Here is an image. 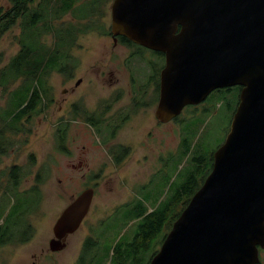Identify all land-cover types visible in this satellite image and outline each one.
Here are the masks:
<instances>
[{"label": "rangeland", "instance_id": "rangeland-1", "mask_svg": "<svg viewBox=\"0 0 264 264\" xmlns=\"http://www.w3.org/2000/svg\"><path fill=\"white\" fill-rule=\"evenodd\" d=\"M84 1L89 0H81L78 4ZM108 1L109 4L105 5L103 11L104 16L97 18L105 30L111 27L112 0ZM45 2L46 0H35L32 6H37L42 13L45 11ZM7 6L9 0H0L2 11ZM51 15L48 21L51 20ZM72 16L68 13L55 23L67 24L74 20ZM21 31L20 23L17 22L0 38V68L20 50ZM40 39L47 44L54 42V36L50 32L43 34ZM124 51L123 47L113 48L111 38L106 35L94 31L80 34L78 46L74 48V53L82 57L77 75L82 74L81 70L88 65L87 60L91 64L109 63L110 66L113 52L123 54ZM61 62L63 61L58 63L57 68ZM161 64L162 59L155 55L154 66L160 67ZM140 67L144 68V64ZM148 70L147 66L144 73H148ZM118 77L121 79L120 87L124 89L123 92H130L127 74ZM44 79L43 85L36 84L41 92L45 89L43 96L46 99L37 108L39 113L29 119L23 118L17 124L21 126L20 130L7 128L3 116H12L15 112L12 110L16 108L19 98L25 95L30 82L20 78L12 85L9 94L0 88V148H5L4 153L0 152V191H6L8 173L13 165H21L24 169L18 191L7 193L9 206L6 204L4 211L8 208L10 212L13 208L21 218L28 214L35 228V235L25 244L0 248V264H79L78 259L88 237L94 239L99 250L89 251L86 258L91 257L96 264H100L102 260L103 264L105 261L110 262L115 246L120 243L125 245L139 231V225L144 220L138 216L139 213H150L163 207L176 189L192 173H197L200 165L201 174L206 172L212 153L226 139L241 91L240 86L216 89L203 102L186 106L174 120L161 123L155 115L158 95L151 85L149 113L146 115L144 111L139 114L115 139L132 147L130 155L122 163L116 164L106 148L82 147L84 143H91L89 130L85 126L81 127L80 133L76 128H70L67 141L66 138L61 139L62 132L59 129L65 126L71 84L66 75L57 71L51 72ZM80 88L85 92L90 85L86 89L82 83ZM107 91V87L98 85L95 91L88 92L106 94ZM96 98L91 95L88 101H95ZM16 122L12 119L9 124L14 125ZM68 146L72 149V154L68 153ZM202 158L204 161L199 163L197 159ZM98 173L101 175L96 177L95 174ZM37 174L45 179L40 184L37 182ZM201 174H197L198 182L204 175ZM36 184L40 189L31 191ZM86 188L95 189L88 215L80 228L69 235L65 248L50 251L49 242L54 237L55 221L64 208ZM34 195L38 197L37 201L33 200ZM185 199L186 196L173 209L171 217L161 225L148 248L138 253L143 263L150 261L159 251L174 215L180 212ZM16 217L19 218L18 215ZM260 257L261 264H264V250Z\"/></svg>", "mask_w": 264, "mask_h": 264}, {"label": "water", "instance_id": "water-1", "mask_svg": "<svg viewBox=\"0 0 264 264\" xmlns=\"http://www.w3.org/2000/svg\"><path fill=\"white\" fill-rule=\"evenodd\" d=\"M112 29L165 54L156 118L167 123L216 89L240 86L213 167L148 264H259L264 248V0H114ZM94 188L53 225L66 247L90 211Z\"/></svg>", "mask_w": 264, "mask_h": 264}, {"label": "trees", "instance_id": "trees-1", "mask_svg": "<svg viewBox=\"0 0 264 264\" xmlns=\"http://www.w3.org/2000/svg\"><path fill=\"white\" fill-rule=\"evenodd\" d=\"M45 1V0H41ZM81 0H46L45 11L40 13L38 7L32 6L34 0H10V8L7 10L0 9V38L17 22L21 26V35L19 42L21 44L20 50L10 59V61L0 68V88L6 93H10V89L14 83L20 78L29 81L28 89L23 97L19 98L16 104L15 111L12 116L4 117L6 127L12 130H20L21 126H18L23 118H30L34 114L39 113L40 110L37 108L43 104L46 99L43 96V92L39 89L38 85L40 83L43 85L44 81L51 72L60 71L65 73L66 65L68 61V53L72 46L76 44L78 37L81 32L92 31L96 25L95 14L97 1L102 0H89L84 1L81 4L78 2ZM72 14L75 21H70L69 23L56 24L57 19L62 18L66 14ZM51 15V20L47 19ZM95 14V15H94ZM81 24L82 26H79ZM52 33L54 36V42L52 44L44 43L40 37L45 33ZM158 57L162 59V65L164 64V53L158 52ZM60 61V66H56ZM37 82V84H36ZM33 89H32V88ZM226 89H231L227 87ZM46 96V95H45ZM15 100V99H14ZM17 121L16 124L10 125V120ZM2 132V131H1ZM62 132L61 139L66 138V129H59ZM0 144H2L0 142ZM0 152L4 153L5 148H0ZM213 154L210 158V166L205 173L201 174V167L199 166L197 173H192L187 181L173 193L172 198L163 207L154 210L150 213L141 212L139 217L144 220L139 225V231L134 235V237L127 241L125 245L118 244L114 248V254L110 262L105 261L104 264H148L143 263L141 257L138 253L142 249H147L151 239L159 231L161 225L165 220L172 215L173 209H175L181 202L186 199L183 203L182 209L176 215H174L175 221L181 212L188 205L194 193L201 187L205 178L210 173L213 167ZM35 158L34 155H31ZM199 163H202L204 159H197ZM23 167L21 165L15 164L11 167L8 175V184L6 186V192L18 191V188L23 180ZM197 174H201V181L198 182ZM37 182L40 184L44 181V177L41 174L36 175ZM40 187L36 184L32 187L31 191H38ZM33 200L37 201L38 197L34 195ZM13 209V208H12ZM10 210L7 214L6 225H8V235L12 236L13 231L18 228V225L22 226L25 234V241L31 240L35 229L31 224L28 214L25 217L18 214L19 212ZM5 215V211L0 212V219ZM16 215L19 216L16 217ZM171 222L170 229L174 222ZM3 228L0 226V231ZM169 229V231H170ZM6 233V234H7ZM167 235V234H166ZM165 235V237H166ZM92 237H88L83 244V249L80 258L78 259L79 264H96L94 259L87 257L89 251H98L96 242L93 241ZM92 245V246H91ZM91 247V248H90ZM88 248H90L88 250ZM158 252V251H157ZM156 252V253H157ZM155 255V254H154ZM103 264V260L100 262Z\"/></svg>", "mask_w": 264, "mask_h": 264}, {"label": "flooded vegetation", "instance_id": "flooded-vegetation-1", "mask_svg": "<svg viewBox=\"0 0 264 264\" xmlns=\"http://www.w3.org/2000/svg\"><path fill=\"white\" fill-rule=\"evenodd\" d=\"M22 2H24V0H22ZM113 2L114 0H112L110 4L111 27L108 30H105L104 25L103 27L100 26L101 24L98 22L100 19L97 18H102V16H104L103 11L105 10V5L109 4V1H97V5L99 6V8L97 7V10H95V14H98L96 17L97 26L92 31L99 33L100 35L102 34L110 37L113 48L117 49L118 46L123 47L125 49L124 53L117 54L113 52L110 66L109 63L98 65L94 62L91 64V62L87 60L88 65L81 70L82 74L77 75V73L80 72L79 68L82 63V57L79 55L77 56V54L74 53V48L78 46L77 40L76 44L69 50L65 73L58 70L56 71L66 75V78L69 79L71 84L69 88L71 95L70 100L68 101L69 105L67 109V118L64 121L66 141L68 139V132L70 128L72 130L74 127L77 129L78 133H80L81 127L84 128L85 126L89 130L88 132L90 133L91 143L90 145L84 143L82 147L84 149L89 147L93 149L104 147L108 150L113 162L117 164L118 162L122 163L130 155L132 147L127 143L117 142L115 139H118V134L122 132V129L130 126V123L139 114L144 111H146V115L149 113V101L152 99L150 96L151 85L155 87L159 100L161 71L165 66V61H163L164 64H161L160 67H155L154 56H158L157 53L160 51H155L143 45L137 44L126 36L115 34L113 32ZM10 6L9 2V6H7L6 10L9 9ZM72 18L75 19L73 16ZM82 33L84 32H81L80 34ZM143 64L144 68L140 67L143 66ZM147 66L149 70L148 73L145 74L144 71ZM84 73L86 74L85 76ZM124 74H127L129 80L128 83L131 88L128 93L123 92L124 89L120 87L121 79L118 76ZM82 83L85 85L86 89L90 85L88 91H95V88H98V85L107 87L108 91L106 94H91L88 91L83 92L82 88H80ZM91 95L97 97L95 101H88V97ZM76 124L79 125L76 126ZM67 151L69 154H72V149L69 146ZM73 166L75 167V165ZM100 175V173L95 174L96 177H99ZM6 204L8 207L9 201L7 192L0 191V212L5 210ZM7 214L8 208L5 215L0 219V226L3 228L0 231V248L5 247L6 245L25 244V234L21 225H18V228L13 231L12 236L8 235V225H6ZM34 235L35 234H33V236ZM68 237L69 235L63 241L67 243L66 240ZM262 250H264V248L260 249V254ZM259 264H261V261Z\"/></svg>", "mask_w": 264, "mask_h": 264}]
</instances>
